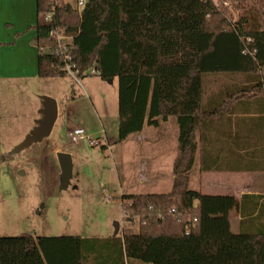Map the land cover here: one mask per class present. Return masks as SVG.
Segmentation results:
<instances>
[{
	"label": "trees",
	"instance_id": "obj_1",
	"mask_svg": "<svg viewBox=\"0 0 264 264\" xmlns=\"http://www.w3.org/2000/svg\"><path fill=\"white\" fill-rule=\"evenodd\" d=\"M36 1L37 22L28 30L37 33L39 78H68L67 66L77 77L94 67L102 80L117 78L120 142L146 125L157 127L159 119L178 120L172 190L121 197L123 220L139 219L137 232L123 231L127 244L142 242L136 258L164 240L175 264L196 253L206 264H264V197L239 201L189 189L196 133L215 114L202 103L204 78L250 74L257 83L249 93H264V0H88L82 9L77 0ZM240 9L234 20L232 11ZM62 29L66 42L55 34ZM251 199L256 203L249 212ZM233 210L242 217L238 234L230 227ZM49 242L79 253L91 244L96 260L124 264L121 238L80 236L0 238V264H51Z\"/></svg>",
	"mask_w": 264,
	"mask_h": 264
},
{
	"label": "rangeland",
	"instance_id": "obj_2",
	"mask_svg": "<svg viewBox=\"0 0 264 264\" xmlns=\"http://www.w3.org/2000/svg\"><path fill=\"white\" fill-rule=\"evenodd\" d=\"M242 13V9L233 10L234 20ZM56 81L49 85L52 95L40 93V98L33 97L39 84L24 81L5 84L1 92L0 238L109 237L116 233V223L137 231L139 219L124 221L122 214V195L140 192L136 189V136L119 140L118 79L110 82L87 73ZM44 97L55 99L59 106L52 133L17 151L34 129L30 131L36 112L27 102L44 103ZM75 129L84 130L99 144L72 143L67 132ZM59 153L68 154L72 161L66 188Z\"/></svg>",
	"mask_w": 264,
	"mask_h": 264
},
{
	"label": "crops",
	"instance_id": "obj_3",
	"mask_svg": "<svg viewBox=\"0 0 264 264\" xmlns=\"http://www.w3.org/2000/svg\"><path fill=\"white\" fill-rule=\"evenodd\" d=\"M36 22V0H0V95L5 84L24 81L26 85L39 84L33 97L40 98V93L52 95L48 92L49 85L57 79L65 80L38 77L37 33L28 30ZM17 34L20 36L16 37ZM256 83L257 79L250 74H217L204 78L202 103L215 114L207 116L196 133L198 149L189 173L190 190L207 196L233 197L239 201L245 196L264 197V93L254 97L249 93ZM27 107L36 112L31 131L43 116L42 100L41 103L36 100L27 102ZM135 136L136 189L140 192L135 194L169 193L175 178L174 163L179 154L177 118L159 119L157 127L146 125ZM255 203L252 199L247 201L245 210L251 212ZM241 219L239 211L230 212V227L234 234L240 229ZM124 229L119 225L113 236L93 238H121L124 264H175L164 240L155 241L137 259L136 253L142 242L130 241L127 244ZM45 253L46 263L49 261L51 264H120L116 260H96L91 244L79 253L71 245L49 242ZM206 260L196 253L185 259L183 264H206Z\"/></svg>",
	"mask_w": 264,
	"mask_h": 264
},
{
	"label": "water",
	"instance_id": "obj_4",
	"mask_svg": "<svg viewBox=\"0 0 264 264\" xmlns=\"http://www.w3.org/2000/svg\"><path fill=\"white\" fill-rule=\"evenodd\" d=\"M112 82V80L110 81ZM43 110L42 118L38 120L37 125L31 131V133L26 137L24 142L17 148V151H22L29 148L35 143L43 141L46 137L50 136L53 128L58 119L59 109L58 103L55 99L50 97L43 98ZM58 161L61 168V179L62 187L66 188L69 185L70 178L72 176V161L71 157L65 153L58 154ZM117 230H119V224L116 223Z\"/></svg>",
	"mask_w": 264,
	"mask_h": 264
},
{
	"label": "built area",
	"instance_id": "obj_5",
	"mask_svg": "<svg viewBox=\"0 0 264 264\" xmlns=\"http://www.w3.org/2000/svg\"><path fill=\"white\" fill-rule=\"evenodd\" d=\"M88 2V0H77V6L82 9L86 3ZM44 17L49 20L50 17H51V14L47 13L44 15ZM55 34L57 35V38L59 41H64L66 42L69 38L66 37V32L64 29L60 30V32H55ZM70 75V77H76V73L72 71L71 67L70 66H67V69H66ZM89 75H94L96 76L97 75V72H96V69L93 67L92 69L89 70ZM67 135L70 139V141L72 143H78L80 141H83V140H87L90 142L91 145L95 146V145H98L99 142L98 141H93L91 140L85 133L84 130L82 129H75V130H72V131H68L67 132Z\"/></svg>",
	"mask_w": 264,
	"mask_h": 264
}]
</instances>
